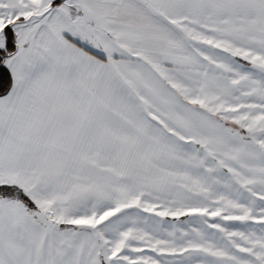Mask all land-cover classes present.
I'll use <instances>...</instances> for the list:
<instances>
[{
  "label": "snow or ice",
  "instance_id": "snow-or-ice-1",
  "mask_svg": "<svg viewBox=\"0 0 264 264\" xmlns=\"http://www.w3.org/2000/svg\"><path fill=\"white\" fill-rule=\"evenodd\" d=\"M0 264H264V0H0Z\"/></svg>",
  "mask_w": 264,
  "mask_h": 264
}]
</instances>
